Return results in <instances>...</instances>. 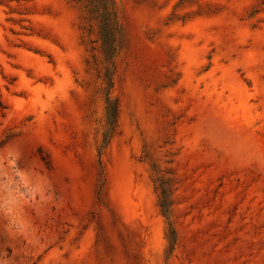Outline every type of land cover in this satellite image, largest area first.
Listing matches in <instances>:
<instances>
[{"label":"rangeland","instance_id":"374dc122","mask_svg":"<svg viewBox=\"0 0 264 264\" xmlns=\"http://www.w3.org/2000/svg\"><path fill=\"white\" fill-rule=\"evenodd\" d=\"M0 264H264V0H0Z\"/></svg>","mask_w":264,"mask_h":264}]
</instances>
